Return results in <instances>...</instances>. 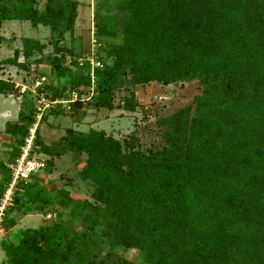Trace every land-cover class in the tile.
<instances>
[{
  "label": "trees",
  "instance_id": "1",
  "mask_svg": "<svg viewBox=\"0 0 264 264\" xmlns=\"http://www.w3.org/2000/svg\"><path fill=\"white\" fill-rule=\"evenodd\" d=\"M37 1L0 0V23L46 26L54 40L72 31L75 0H45L41 9ZM102 1L97 7L104 12L95 5L91 19L105 60L94 53L101 66L92 68V81L89 62L71 57L64 65L71 51L53 41L55 54L35 61L44 60L64 80L36 86L37 97L66 100L75 91L77 99L68 103L73 113L84 104L112 109L119 88L128 94L115 106L133 111L129 88L152 81L195 80L200 92L192 107L155 120L164 127L163 144L145 151L134 134L120 141L102 130L66 128L45 143L36 128L32 150L49 156L47 172L53 157L84 155L78 177L91 187L92 201L73 198L64 187L50 191L34 173L16 180L10 206L36 212L54 206L57 221L19 230L15 243L0 241L6 263L94 264L101 241L135 249L142 264H264V0ZM41 48L38 40L21 38L24 57ZM2 62L24 67L17 50ZM14 90L0 78V95ZM60 106L48 111L61 114ZM36 112L23 100L14 121L4 122L12 144L0 161V197L11 180L5 164L19 155ZM58 208L78 219L79 229L59 221Z\"/></svg>",
  "mask_w": 264,
  "mask_h": 264
},
{
  "label": "rangeland",
  "instance_id": "2",
  "mask_svg": "<svg viewBox=\"0 0 264 264\" xmlns=\"http://www.w3.org/2000/svg\"><path fill=\"white\" fill-rule=\"evenodd\" d=\"M45 0H38L36 6L41 9ZM76 15L73 20V29L71 32H64L59 40L51 35L49 28L42 25L31 27L27 21L20 20H4L0 23V35L3 37L0 42V78L8 79L13 82L15 87L14 93L0 95V161H5L7 153L10 151L12 141L8 134L3 131L5 121H14L16 112L21 101L27 100L28 103L36 108V114L40 113L39 118L35 122L38 136L45 143H51L65 134L66 128L74 130L86 131L89 128L102 130L105 134L122 141L130 134L138 137V148L141 151L154 149L163 144L161 132L163 126L157 125L155 120L158 117L169 114L176 109L190 105L193 95L200 92V85L195 81L175 82L167 85L152 81L144 84L133 85L129 88L133 92L137 105L133 111H123L115 105L119 103L122 96L127 95L125 89H117L115 91L112 103V109L94 108L92 106L83 105L80 109L72 113L65 106L62 108L61 114H51L48 110H54L53 105L46 103L44 96H36L35 86L41 83H51L60 86L64 78H57L50 65L44 60L36 62L35 59L51 57L55 54L53 49V41H56V47L60 49L70 50L71 55H64L63 64L67 65L70 58H74L81 63L83 59L100 56L103 59V51L99 49L97 41L92 34V12L94 6L98 12H104L98 8L97 4L102 0H75ZM98 4V5H99ZM30 37L38 40L43 44L40 51L33 50L29 57L21 54V38ZM17 50V60L24 61V67H18L10 63L2 62L3 59L11 58ZM62 51V50H61ZM96 51V52H95ZM64 52V51H62ZM74 71V67L70 68ZM43 77V79H41ZM36 81L40 83L35 84ZM29 89L30 92H22L21 88ZM90 89L81 93L83 103L86 102L87 93ZM42 98V100L40 99ZM82 113V114H81ZM80 117H76V115ZM43 115L44 119L41 120ZM163 127V128H162ZM36 150V151H35ZM34 152L39 157L49 159L46 154L39 152L34 148ZM84 155L65 153L60 157L52 158V167L50 172L41 169L36 171L35 177L39 180L40 185L52 191L58 187H64L69 191L73 198L91 200V187L78 177V170L83 164ZM13 191V186H12ZM12 202V201H11ZM10 202V204H11ZM6 206L0 224V241L5 240L11 243L17 241V233L21 229L35 228L40 225H46L57 221L54 215V206L44 212H36L33 210H24L23 206ZM60 212L59 221L72 225L74 229H79L78 219H70L67 209L58 208ZM4 218V221L2 222ZM99 252L94 258V264H125L132 262L133 264H142L135 249H122L121 247L108 248L101 241L98 243ZM6 256L0 247V264L6 263Z\"/></svg>",
  "mask_w": 264,
  "mask_h": 264
},
{
  "label": "built area",
  "instance_id": "3",
  "mask_svg": "<svg viewBox=\"0 0 264 264\" xmlns=\"http://www.w3.org/2000/svg\"><path fill=\"white\" fill-rule=\"evenodd\" d=\"M86 60L89 62V67H90L89 75H90V80L92 81L93 79L92 68L100 67L101 64L94 57L86 58ZM41 79H43V77H41ZM39 83H40L39 81L35 82L36 85H38ZM24 88L25 87L21 88V91H23ZM77 96H78L77 92L72 91L70 92L69 97L66 100H58V101L53 100L51 102L47 101L46 103L51 104L53 106L56 103H59L62 104L63 106L66 105L65 107L68 108L69 107L68 103L75 101L77 99ZM40 99L42 100L41 97ZM81 99H83V97L80 98V100ZM39 115L40 113H37L36 118H39ZM35 127H36V122H34L28 129V135L25 137L24 143L20 147L19 155L15 157L12 161L7 162L5 164L6 168L11 173V180L0 197V224L5 208L11 202L12 186L14 182L18 179L27 181L30 174H33L36 171L43 169L45 166V159L36 155V153L32 150V139H33Z\"/></svg>",
  "mask_w": 264,
  "mask_h": 264
}]
</instances>
